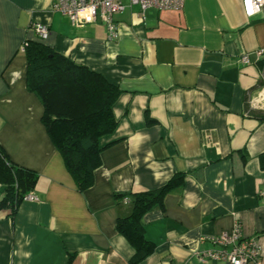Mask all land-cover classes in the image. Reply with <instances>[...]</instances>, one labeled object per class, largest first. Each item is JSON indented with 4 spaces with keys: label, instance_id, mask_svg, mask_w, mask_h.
<instances>
[{
    "label": "crops",
    "instance_id": "crops-1",
    "mask_svg": "<svg viewBox=\"0 0 264 264\" xmlns=\"http://www.w3.org/2000/svg\"><path fill=\"white\" fill-rule=\"evenodd\" d=\"M56 1L0 0V146L36 174V200L13 214L0 209V264H130L134 249L117 217L130 214L131 194L177 178L163 205L143 217L154 249L136 264H230L201 257L212 245L199 240L236 223L264 246V120L254 116L264 113V17H246L241 0H184L180 10L148 7L143 15L122 0L113 15L118 36L108 39L103 23L74 25ZM37 23L48 26L43 41ZM26 40L121 91L116 128L99 139L100 165L84 190L26 86ZM4 194L0 184V200ZM245 264H264V252Z\"/></svg>",
    "mask_w": 264,
    "mask_h": 264
},
{
    "label": "trees",
    "instance_id": "trees-1",
    "mask_svg": "<svg viewBox=\"0 0 264 264\" xmlns=\"http://www.w3.org/2000/svg\"><path fill=\"white\" fill-rule=\"evenodd\" d=\"M23 43L26 86L42 104L41 122L49 139L62 156L76 187L84 190L92 185L93 171L100 165V153L105 146L99 144V139L116 128L112 105L121 91L102 74L41 41ZM254 116L264 120V113ZM35 179L34 171L12 162L0 146V184L5 193L0 209L9 208L13 214L24 196L31 194ZM177 179L156 190L131 194L130 214L117 217L116 230L134 249L130 264L152 253L154 244L144 235L143 217L163 205L165 192Z\"/></svg>",
    "mask_w": 264,
    "mask_h": 264
},
{
    "label": "built area",
    "instance_id": "built-area-1",
    "mask_svg": "<svg viewBox=\"0 0 264 264\" xmlns=\"http://www.w3.org/2000/svg\"><path fill=\"white\" fill-rule=\"evenodd\" d=\"M129 4H137L143 15L148 7H155L159 10H180L184 0H128ZM243 13L246 17H264V0H241ZM54 9L66 15L72 24L81 26L87 22H101L107 29L108 39L118 36L116 23L113 20L115 13L121 12L125 5L122 0H57ZM251 7V11H249ZM39 40H44L48 36V26L37 23L32 26ZM20 51L24 53L25 44L22 43ZM262 50L257 51L261 55ZM243 64L249 62L247 55L240 58ZM23 200L33 201L36 197L32 194L24 196ZM123 201H128L127 196H123ZM208 242L212 248L201 250V257H208L212 260H223L230 264H245L247 261H255L264 252L260 240L253 236L242 235L240 225L236 223L233 229L221 232L217 235L200 238L199 242Z\"/></svg>",
    "mask_w": 264,
    "mask_h": 264
},
{
    "label": "clouds",
    "instance_id": "clouds-1",
    "mask_svg": "<svg viewBox=\"0 0 264 264\" xmlns=\"http://www.w3.org/2000/svg\"><path fill=\"white\" fill-rule=\"evenodd\" d=\"M249 11H251V7H249Z\"/></svg>",
    "mask_w": 264,
    "mask_h": 264
},
{
    "label": "snow or ice",
    "instance_id": "snow-or-ice-1",
    "mask_svg": "<svg viewBox=\"0 0 264 264\" xmlns=\"http://www.w3.org/2000/svg\"><path fill=\"white\" fill-rule=\"evenodd\" d=\"M249 2H250V0H249Z\"/></svg>",
    "mask_w": 264,
    "mask_h": 264
}]
</instances>
